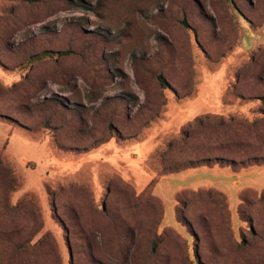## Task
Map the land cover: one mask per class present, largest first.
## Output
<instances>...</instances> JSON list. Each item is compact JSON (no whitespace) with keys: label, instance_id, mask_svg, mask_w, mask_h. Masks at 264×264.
Returning a JSON list of instances; mask_svg holds the SVG:
<instances>
[{"label":"rangeland","instance_id":"obj_1","mask_svg":"<svg viewBox=\"0 0 264 264\" xmlns=\"http://www.w3.org/2000/svg\"><path fill=\"white\" fill-rule=\"evenodd\" d=\"M263 98L264 0H0V264H264V164L162 181L230 116L264 156Z\"/></svg>","mask_w":264,"mask_h":264},{"label":"trees","instance_id":"obj_2","mask_svg":"<svg viewBox=\"0 0 264 264\" xmlns=\"http://www.w3.org/2000/svg\"><path fill=\"white\" fill-rule=\"evenodd\" d=\"M51 53H52L51 51H45L43 54H51ZM251 70L252 68L251 66H249V64L248 65L244 64L239 68L238 74L242 76L241 75L242 73L246 76L248 73H250ZM158 78L161 84L163 85L166 84V80L163 75L160 74ZM238 80H239V76L235 79V83H238ZM233 89L236 90L235 87ZM262 100L264 101V98ZM215 123H216V118L210 117V115H206L203 117H196V119H194L192 122H189V124L183 129V131H181L182 135L180 141L185 143V141L190 139V137L195 131L201 128L210 127L212 125L216 127ZM218 125L222 129V136L225 139L224 142L220 144L221 146L218 147L219 148L218 150L224 153L221 155H216L215 157L204 159L203 161V162H212V164L193 165L196 163L190 161V166H191L190 168L198 167V166H222V167H230L233 170L238 171L241 168H245L247 166L264 164V156L261 157L255 155L253 157H249L246 160L238 159L241 158L244 149L249 147L250 149L256 150L255 147L244 144L242 140V136L250 135L253 133L256 127V121H249L245 118L230 116L227 119L222 118L218 122ZM169 146H170L169 148H171L173 146V143L171 142ZM238 163L242 165L241 168L236 167ZM241 192H243V190ZM244 196L245 193H242L241 197L244 200L243 203H246L248 200H246L247 197L245 196L246 197L245 198ZM209 197L212 198L213 195L209 194Z\"/></svg>","mask_w":264,"mask_h":264},{"label":"crops","instance_id":"obj_3","mask_svg":"<svg viewBox=\"0 0 264 264\" xmlns=\"http://www.w3.org/2000/svg\"><path fill=\"white\" fill-rule=\"evenodd\" d=\"M210 110H216L214 105H210ZM258 170H264V167H253ZM250 170H233L230 167L222 166H198L192 167L181 172L163 175L162 181L169 184L173 191L185 188L205 187L208 185L218 186L226 193L228 189L236 187L238 192L241 191V180L251 173ZM242 178V179H241ZM245 184L248 185L247 180ZM163 185V188L165 187ZM249 186H252L249 184ZM253 187V186H252Z\"/></svg>","mask_w":264,"mask_h":264}]
</instances>
